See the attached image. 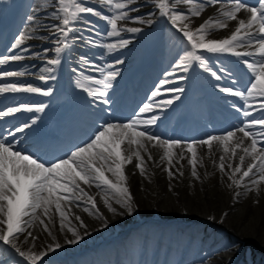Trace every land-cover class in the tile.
Wrapping results in <instances>:
<instances>
[{"label":"snow or ice","instance_id":"1","mask_svg":"<svg viewBox=\"0 0 264 264\" xmlns=\"http://www.w3.org/2000/svg\"><path fill=\"white\" fill-rule=\"evenodd\" d=\"M102 4L110 6V11L114 14L111 18L103 17L111 26L108 36H119L118 21L134 19L129 16L128 5L134 0L124 2H113V0H100ZM162 17H166L177 30L182 34V39L186 41V50L178 58L175 64L176 69L187 72L193 62L204 72L210 73L211 77L220 81L225 77L218 74L228 73L226 68L213 70L207 63L204 53L220 54L230 53L236 57H256L255 59H243L245 73L248 77L247 84L243 90L236 88L237 82L232 80L233 86H219V91L234 97H239L244 104L236 107L237 111L242 112L244 117H250L253 106L248 104L249 98H258L259 111L262 113L260 119H250L238 128L229 130L223 135H209L206 139L193 141L183 145L180 140H163L161 137L148 131L149 126L155 125L159 117L152 115L148 119L141 120L134 116L127 123H105L94 133L89 142L83 146L77 147L71 151L65 158H60L55 162L46 163L39 157L31 153H26L17 147L16 133H22L25 129L30 128L36 123L35 119L31 120V125L27 122L23 127H16L15 132H8L0 136V242L10 246L11 249L23 258L26 264H43V258L49 253L61 247L60 243H48L45 250L32 251L22 250L18 242H27L36 247V241L39 239L33 231L34 227L40 226L43 233L52 237L55 241V235L52 227L55 225V214L60 217L59 229H67L71 232L72 239L67 243H77L82 237L75 227L70 226L69 214L71 205L76 201L83 200L84 203L91 204L92 209H97L96 200L89 195L82 187L91 186L95 182L96 187L106 185L119 197L118 203L126 208L130 214L133 211L132 195L127 186V177L125 175V166L133 163L135 158V168L139 170L140 175H146V161L153 160L150 149H162L159 161L165 160L170 167L165 168L168 176H174L173 168L179 175L183 172L176 167L179 161L185 159V150L191 153L187 163L191 165V175L197 179L200 178L197 172V164L203 166L202 158H198V146H206L208 153L214 154V143L223 145V152L227 154L229 160H237L233 166L227 164L226 156H219L218 169L224 173L228 181H231L229 187H244L248 192L260 194L264 188V0H257L258 6H250L243 0H225L219 14L226 18L227 22H236V26L231 34L223 39L206 38L211 30L226 29L229 24L226 21L214 19L209 16L199 26L194 29L189 27L193 17H200L207 6L220 4L221 0H207V3H195L194 0H153ZM180 5H189L185 11ZM53 8L49 18L59 20V24L43 26L47 28L50 35L56 37L51 41L57 45L63 44V48L69 45L64 43L69 38V34L74 31L70 25L82 20L80 14H92L100 16L101 13L92 7L86 6L85 0H52L49 5ZM135 11L136 9H131ZM247 14L242 17L240 14ZM35 16H30L31 21ZM140 23H151L143 18H135ZM129 32H139L141 29L132 27L127 28ZM26 34H21L15 38L14 43L10 46L9 51L21 49L22 52H28L27 47H21L25 44L26 39H31ZM41 39H48L42 37ZM128 43L121 40L120 45ZM111 51L116 47L114 44L107 45ZM62 47H55L54 51L57 58L47 60L48 65H58L60 63L59 54L63 51ZM190 48V50H187ZM238 48L251 49L249 51H237ZM49 50L43 49L44 53ZM35 58H43L41 53H34ZM25 57L19 53L4 55L0 57V66L7 65L12 61H21ZM53 67H44L43 72L51 73ZM103 71V69H100ZM25 75L22 71L0 70V81L9 77H19ZM118 72H110L105 80H91V83L103 85L104 88H110L111 79H114ZM54 79V77H49ZM184 77H181L183 79ZM40 80H45L44 75L39 76ZM169 83L167 80L160 81L159 87L151 93V98L162 95V90L167 92H182V88L164 89V85ZM83 87V86H81ZM89 96L94 98H103L106 96L105 91L99 89L84 88ZM16 93H42L50 95V90H42L32 85H24L19 82H0V95ZM178 99V97H176ZM107 103V100H102ZM173 103V99L152 100L145 103L139 108V113H149L156 108H166ZM44 105L20 104L19 106L8 107L6 110H0V118L12 116L21 112H42ZM254 111L257 109H253ZM257 128L259 130L257 131ZM242 134V135H238ZM174 150H179L176 152ZM239 150V152L237 151ZM142 152L145 155H142ZM243 153V154H240ZM246 158L247 161H246ZM175 159V163H174ZM216 164V161H212ZM160 163L156 166L159 167ZM105 172L112 173L116 182H113ZM237 174L239 178L237 179ZM247 178L248 184L244 181ZM239 196V193H236ZM86 198V199H85ZM105 206L109 211L115 212L107 199L104 200ZM79 206V205H77ZM84 211L89 212L88 208ZM47 218V220L45 219ZM75 219L80 221V227L86 228V225L79 216ZM31 238V240H29Z\"/></svg>","mask_w":264,"mask_h":264},{"label":"bare ground","instance_id":"2","mask_svg":"<svg viewBox=\"0 0 264 264\" xmlns=\"http://www.w3.org/2000/svg\"><path fill=\"white\" fill-rule=\"evenodd\" d=\"M6 2L9 5L10 15L5 14L0 10V27L4 23L9 22L12 19V16L17 13L18 5L15 0H1L0 2ZM9 3H8V2ZM124 3L127 0H123ZM86 6L92 5H105L100 2V0H88L85 1ZM207 3V2H205ZM225 3V0H221L220 4L213 6H207L205 11L200 17H193L189 27L194 29L199 26L205 19L209 16L219 17L221 21H226V18H222L217 11ZM250 6L249 2H244ZM48 3L45 7H41L35 10V13L32 15L35 16L33 20H28L26 31L29 33L31 41L26 47L28 52H22L21 49H15L8 51L6 53L0 54V57L4 55H12L14 52L20 51L25 57L34 56L32 52L41 53L43 58H34L33 64L25 67L24 70H10L5 69L10 64L0 66V70H10V71H22L25 73L23 76L19 77H9L5 78L0 82H19L24 85H32L39 87L42 90H50V97L59 93L64 92L69 85V81L80 80V82H75L80 85L77 88V100L78 107L80 102H86L85 107L99 111L102 113H107L110 107L114 106L115 102H118L119 95L125 86L131 82L136 85V81L140 78L138 71L142 68L144 61L146 60L150 50L154 49L153 44L144 43L143 39L140 38L136 32H122L119 36H108L105 35L102 43L97 45V48L102 50L101 54L96 55L90 59H84L80 57V60H77L79 54L76 49L77 45H81L82 41L80 40L81 34L89 35L93 37L94 33L92 32L95 28L91 24H85L81 21L70 25L73 27L74 31L69 34V38L64 41L69 46L63 48V44L57 45L51 41H54L56 37L50 35V32L47 28L43 26H51L52 24H59V20L50 19V13L53 11ZM108 6V5H107ZM188 5H180L179 7L185 9ZM254 6H258L257 4ZM135 8V11L131 9ZM157 7L153 0H134V2L128 5V8L125 9L128 11L130 17L134 19H129L126 21H118L117 24L124 27V29L131 28L128 23H134L135 25L145 28L149 25L154 29L155 35L160 34L159 29H157L160 24L157 25L155 21L162 22L161 20L166 19L169 24L171 22L166 18L162 17L159 14V10L155 11ZM242 17H245L247 14L241 13ZM83 20H87L84 14H80ZM89 17L96 18L95 16L89 15ZM135 18H143L145 21H151V23H140ZM98 19V18H96ZM227 22V21H226ZM229 27L226 29L211 30L210 34L206 38L212 39H223L227 37L235 28L236 22H227ZM87 27L89 31H83L82 27ZM92 29V31H90ZM124 31V30H123ZM42 37H47L48 39H41ZM91 41H94L93 38H90ZM126 40L128 43L121 47V52H118L116 48L111 51L108 49L107 45L114 44L116 41ZM55 47H62L63 51L59 54L60 63L58 65L52 66L47 64L48 59L57 58L54 51ZM23 48V47H22ZM47 48L49 51L47 53L43 52V49ZM240 51H249L251 49L247 48H238ZM67 50L68 58L72 61H67L64 51ZM113 51V52H112ZM64 55V56H63ZM229 58L231 60H240L251 59V57H236L230 54ZM83 60V61H81ZM114 60L112 63L109 61ZM81 61V62H79ZM20 62V61H16ZM241 63V62H240ZM208 65L215 70V65L212 62H208ZM44 67H53L55 70L51 73L43 72ZM226 68V66H221ZM220 67V68H221ZM240 67H244L241 63ZM105 68L106 71H115L120 72L126 70V79L121 81L111 79V87L104 88L103 85L91 83V80H105L108 75H102L100 69ZM199 68V67H198ZM227 69V68H226ZM229 72L231 69H228ZM204 72V71H203ZM228 73H219L224 77H232ZM44 75L45 80H40L39 76ZM204 76L208 77L206 82H211L214 78L210 76V73L204 72ZM54 77V79L49 78ZM33 80H36L37 83H34ZM202 81V80H201ZM214 81H217L214 79ZM220 83H226V80H220ZM231 83V82H230ZM73 86V84H72ZM83 86V87H81ZM170 87L178 86V84L169 85ZM182 93H187L188 85ZM230 86H233L232 84ZM236 88L243 90L236 85ZM182 86H179L181 88ZM84 88H91L93 90L99 89L105 91L107 94L105 96L107 103H103L100 98H94L89 96ZM219 89V87L214 88ZM218 91V90H217ZM219 92V91H218ZM179 93V92H172ZM211 93H217L211 91ZM20 94L28 95L32 100L30 105H40L42 102L37 101L38 96L42 93H16V94H3L0 95L7 97H15ZM229 97H232L231 99ZM224 96L229 102L227 104L233 103L241 100L239 97L234 96ZM223 100V99H222ZM70 101V100H69ZM248 101H254L253 109H259L260 104L258 98H249ZM190 107L191 110H194L198 107L197 103L188 102L186 107ZM253 109H248L252 110ZM256 111V110H255ZM194 112V111H192ZM254 112H252L253 114ZM145 117L149 116V113H144ZM158 116V115H157ZM24 122L15 124L5 130V134L8 132H15L16 127H23L24 123L27 122L31 125V120L35 119L36 123L31 125L30 128L25 129L22 133H16L17 142L27 141L30 136V133H37L39 131V123H50L53 119L56 122H60L61 116L53 107L44 105V110L42 112H23ZM60 118V119H59ZM261 116L255 118L248 117L247 121L250 119H260ZM59 119V121H58ZM67 120V117H65ZM158 121V120H157ZM59 124V123H58ZM59 126V131L62 129ZM234 130V129H233ZM259 128H257V131ZM152 133L150 129H148ZM223 135V134H222ZM238 135H242L239 134ZM219 136V135H217ZM207 138V137H206ZM203 138V139H206ZM163 140H171L165 139ZM183 145H186L189 142L182 141ZM83 146V145H82ZM153 155V160L146 161V175L142 176L139 173V170L135 168V163L138 161L133 158V163L125 166V175L127 177V186L132 195V206L133 211L129 214L126 208L122 207L118 203L119 197L106 185H101L96 187V183H93L91 186L84 185L81 182V187L96 200L97 209H92L91 204L84 203L83 200L76 201L71 205V213L69 214V222L71 227H75L81 235V239L74 244L67 243L68 239H72L71 232H68L67 229L61 231L59 229V220L60 217L58 214H55V225L52 227V231L55 235V241L52 237L48 236L46 233L42 232L40 226L30 229L34 234L39 237L35 242L36 247H32L30 243L27 242H18V245L22 250H28L31 248L32 251H41L45 250L48 243H60L61 247L54 252L49 253L46 257L43 258V264H48L47 262L55 258H60L62 264H66L67 261L73 260L75 257L78 258V262L85 258L84 252L87 250H94L97 252L94 258L88 260V264H100L99 254H102L103 247L110 241L108 238L111 234L121 233L120 236L123 240H128L131 243L135 250H139L142 253L141 260H134V264H161L164 261L163 254L166 249H170V255L173 256L176 253H179L181 256L188 250V246L191 241L196 243L204 244L203 241L211 243L214 239V234L226 233L232 237V242L225 245L223 248L216 251V253L210 257V260L205 264H264V188H262L261 193L258 195L255 192H248L244 187H229L231 181L227 180V177L224 173L220 172L218 169L219 156H226V171L229 173L231 169H227V164L232 163L233 166L238 162L237 160H229L227 154L223 152V145L214 143V154L208 153L206 146H198V158H202L203 166L199 163L197 164V172L200 176L199 179L191 175V165L187 163V160L191 157V153H188L185 150V159L179 161V164L176 165L180 171L183 172V175H179L176 172V169L173 168L174 176L169 177L167 172L164 170L167 167H170L165 160L163 163H160L159 157L163 154L162 149H150ZM179 152V150H174ZM239 152V150H237ZM29 153V152H27ZM34 156L39 157L42 161L46 163H51L44 159L39 153L30 152ZM243 154V153H240ZM142 155H145L142 152ZM248 158H246L247 161ZM215 160L216 164L212 161ZM55 162V161H53ZM160 163V166L156 165ZM175 163V159H174ZM105 175L109 177L113 182H116V177L110 172H105ZM239 174H237V179ZM245 184H248L247 178L244 181ZM250 185V184H249ZM251 187V185H250ZM239 193V196L236 195ZM86 199V198H85ZM107 199L113 208L116 209L115 212L109 211L105 206L104 200ZM79 205V206H77ZM85 208H88L90 211H84ZM75 216H79L81 220L86 225V228L80 227V221L75 219ZM47 220V218H45ZM157 223L164 224V227L169 228L167 236L161 239L159 242H154V245L150 242H145L139 244L138 241L134 240L138 238V229L142 225H150ZM188 224L191 227L190 230L185 231L182 226ZM194 225H198L201 229L200 232L193 230ZM162 232V230H161ZM31 240V238H29ZM202 242H200V241ZM161 243V244H160ZM160 244V253L156 258V261L151 260V251H155ZM243 244H246V248H243ZM116 249L120 252H123V247L119 242L114 241ZM249 247V250L247 249ZM9 253H11L10 246H5ZM162 250V251H161ZM107 256L114 255V247L108 246L104 251ZM177 255V254H176ZM0 255V264H7V262ZM18 261L21 264H26L23 258L16 255ZM102 258L100 259V261ZM106 262L105 260H103ZM114 261L118 263L117 257ZM156 262V263H155ZM40 264V262H38Z\"/></svg>","mask_w":264,"mask_h":264},{"label":"rangeland","instance_id":"3","mask_svg":"<svg viewBox=\"0 0 264 264\" xmlns=\"http://www.w3.org/2000/svg\"><path fill=\"white\" fill-rule=\"evenodd\" d=\"M20 2H22L21 3V9H22L23 8L22 6L25 4V0H21ZM46 2L48 3L47 0H42V3H46ZM113 2L115 3L118 1L113 0ZM44 6H45V4H44ZM13 23H14V25H12L11 27H8V29H7L9 35H10V30H12V28L14 26H16V24H17L15 22H13ZM90 23H92V22H90ZM93 25L96 26V24H93ZM147 30H149V33H152V31L149 28L145 29L144 31L146 32ZM142 31L143 30L139 31V33H141ZM162 37L168 38L169 35L166 34L165 32H163ZM235 76L238 77L237 80H236V78H234L238 83L243 84V85L247 84L246 82H247L248 77L245 73V70L240 72V70L237 69ZM70 109H72V108H70ZM248 186L250 187L249 183H248ZM245 190H247V189H245ZM231 242H232V237L231 238H223L219 242L217 241V242H214L213 244H211V243L210 244H204L203 247H199L197 249L191 248L188 253L186 252L187 254L184 252L182 257H180L181 259L179 262L176 261V257H170L167 261H168V264H205L208 261V259L210 260V257L212 258V256L216 253V251L218 249L222 248L226 244H230ZM243 248H246V244H243ZM247 249L249 250V247ZM15 264H17V263L15 262Z\"/></svg>","mask_w":264,"mask_h":264}]
</instances>
